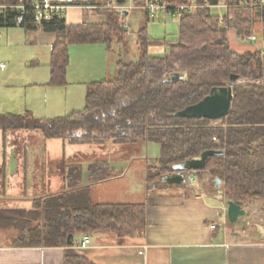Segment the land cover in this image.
I'll return each mask as SVG.
<instances>
[{
    "label": "trees",
    "instance_id": "trees-1",
    "mask_svg": "<svg viewBox=\"0 0 264 264\" xmlns=\"http://www.w3.org/2000/svg\"><path fill=\"white\" fill-rule=\"evenodd\" d=\"M165 1L178 5L187 0ZM195 1L202 8L176 20V40L165 45L162 55L148 52L147 24L156 20H149L144 15L145 24L137 32V59L123 62L119 51L115 76L88 86L82 110L43 121L33 120L29 115L5 116L1 118L3 129L39 131L46 140H62L71 145L155 143L160 149L158 169L156 175L149 178V187L163 176L173 174L174 165L197 159L208 150L223 151L222 156L206 161L202 173H206L211 181L220 179L227 201L243 205L250 200L264 202V48L261 52H237L230 48L227 40L229 30H233L239 40L253 34V11L236 6L243 0ZM31 2L0 0V5ZM94 4L95 13L103 18L102 23L67 25L57 18L37 29L55 35L47 86L67 85L69 46L101 44L112 50L115 41L125 59L128 58L123 19L105 5ZM133 4L139 6L142 1ZM218 5L227 6L223 17L234 21L228 29H223L219 17L211 13ZM262 14L264 26V9ZM21 23L19 26L0 23V27L36 30L26 20ZM171 74H185L186 77L165 83ZM231 75L245 80L246 84L233 87L231 110L219 127L211 126L207 119L173 117L176 112L200 102L212 88L228 85ZM3 120H7L6 124ZM31 120L33 124L27 122ZM213 138L216 141L213 142ZM83 170L87 179L94 183L117 175L107 163L69 166L62 170L69 187L78 184ZM44 204L47 227L27 231L29 246L69 247L75 236H89L100 231H109L120 239L131 238L140 235L145 226L144 205H94L84 191L72 196L52 197ZM63 264L93 263L83 256L71 254L64 257Z\"/></svg>",
    "mask_w": 264,
    "mask_h": 264
},
{
    "label": "crops",
    "instance_id": "crops-1",
    "mask_svg": "<svg viewBox=\"0 0 264 264\" xmlns=\"http://www.w3.org/2000/svg\"><path fill=\"white\" fill-rule=\"evenodd\" d=\"M136 1L142 0H129V3ZM80 3L67 9L61 20L67 25L103 22V18L95 13L96 6L93 5L96 2ZM99 5H109V2ZM216 9L225 11V8ZM139 10L135 9L134 15ZM252 15V33L259 35L263 26L262 10H254ZM159 20L172 21L159 17L156 22ZM54 39L53 33L37 29L0 27V64L5 66L0 69V77L4 76L0 89H7L10 101L5 105L7 112L0 113V264H63L64 257L71 254L83 256L93 264H264L263 220H259L262 222L259 226L257 223L248 225L239 219L235 225L230 224L237 227L238 233L230 231L226 219L227 201L219 195L187 183L179 189L149 187L142 202H124L120 197L110 195V189L116 188L122 180V171L96 183L90 182L83 173L78 184L69 187L66 174L57 169L63 161L61 145L56 148L43 143L42 157L29 158L33 155L29 153L30 144L6 142L7 130L1 123L3 116L29 115L36 121L65 117L83 109L91 83L105 81L102 79L116 74L118 59L110 57L112 50L105 45L69 46L67 85L47 86ZM244 47L247 46H241L243 50L237 52H261L264 45ZM162 50L148 47L150 54H159ZM47 149L54 152L52 159H49ZM50 164L52 168L47 169ZM83 191L94 205H144L145 226L140 235L120 239L109 231H100L89 235L90 245L82 251L76 247L82 236H75L69 247L29 246L27 231L47 227L44 201ZM253 203L257 201H248L246 207ZM218 221L226 222V226L222 227ZM211 225L216 228L211 230ZM246 226L255 227L258 235L250 233L247 239L238 242L236 233L246 235Z\"/></svg>",
    "mask_w": 264,
    "mask_h": 264
},
{
    "label": "rangeland",
    "instance_id": "rangeland-1",
    "mask_svg": "<svg viewBox=\"0 0 264 264\" xmlns=\"http://www.w3.org/2000/svg\"><path fill=\"white\" fill-rule=\"evenodd\" d=\"M84 4L83 1L89 0H80ZM109 5H105V8H109L116 13V7H119L114 3L113 0ZM93 2L104 4L106 0H93ZM127 2V1H126ZM78 4L80 2H77ZM81 4V3H80ZM127 3L123 5V8ZM128 6V5H127ZM139 12H136L134 15L133 11L130 15L126 16V20L128 21L129 27L127 29V34L125 35V43L127 44L129 57L125 59L124 52L121 50L120 45L115 44V41L112 43V51L111 58H119L118 52L120 51L121 59L123 62L134 61L138 56L137 47V32L143 28L145 24L144 15ZM223 9L212 8L211 13L215 16H220L224 14ZM143 15V16H142ZM138 17V18H137ZM177 33V21H164L159 20L157 22H151L147 24V36L149 40V46L152 47H160L162 48V52L159 54L153 55H162L165 52L166 44L171 41L176 40ZM258 40L256 42H247L241 41L236 38L234 31H228L227 40L230 48L235 51L243 50L241 46H247L254 48V45H259L260 41V33H256ZM247 47H244L245 49ZM138 49V48H137ZM72 54V53H71ZM70 59V58H69ZM126 60V61H125ZM41 62V61H40ZM113 76H109L107 79L102 80H111ZM0 81H4V76L0 77ZM240 84H246L245 80H241ZM78 97V96H77ZM10 103L8 92L5 87L0 89V113L7 112L5 109V105ZM12 107V104L9 105ZM2 109L4 111H2ZM4 117V116H3ZM6 124L7 120H3ZM223 121V120H222ZM222 121H214L211 122V126L219 127ZM28 123L33 124L34 121H27ZM1 142V137H0ZM6 142L7 143H16V144H30L31 149L29 150L30 155L29 158H38L42 157L43 153V143H48L47 147H55L57 145H61L63 149V161L61 165L58 164L57 169H61L63 173L64 168H68L69 166L76 167H84L86 164L90 163H107L110 167L114 168L116 171H122L120 176L122 180L116 186V188L110 189V195L114 197H120L124 202H142L144 192L149 188V178L156 175L158 169V158L160 154L159 146L155 143H135L130 145H111V144H81V145H71L68 143H64L62 140H46L42 133L39 131H25V130H8L6 133ZM1 144V143H0ZM51 145V146H50ZM55 145V146H54ZM57 151V149H56ZM49 152V159L54 157V152L52 150L47 149V153ZM58 152V151H57ZM57 164V163H56ZM55 167V166H54ZM52 165H48L47 169H51ZM84 173V170H83ZM82 173V174H83ZM213 181V180H212ZM211 178L208 175L203 174V176H198V188L202 191H210V194H215L216 196H221L224 201H227L226 197L223 195V191L221 193H217L214 191L212 187ZM192 186V184H189ZM213 189V190H212ZM213 191V192H212ZM244 207L248 211L246 217L241 218L240 222H247L248 225H254L255 223L262 224L259 220H263L261 216L264 217V202L257 201V203H253L250 206L246 207L248 202L244 203ZM219 222V221H218ZM226 223V222H225ZM225 223H220L222 227H225ZM228 223V222H227ZM240 225V224H239ZM257 225V226H258ZM231 229L232 232H237L236 226L227 225ZM260 226V225H259ZM242 226H240L241 228ZM247 234L242 235V231L239 232L241 236L236 233V236L239 241L247 239L248 235L251 233L252 235H258L256 228L251 226H246ZM247 236V237H246Z\"/></svg>",
    "mask_w": 264,
    "mask_h": 264
},
{
    "label": "built area",
    "instance_id": "built-area-1",
    "mask_svg": "<svg viewBox=\"0 0 264 264\" xmlns=\"http://www.w3.org/2000/svg\"><path fill=\"white\" fill-rule=\"evenodd\" d=\"M126 1L128 6L126 5L125 8H123V6L116 7V14L123 19L122 28L126 31L129 27L126 16L130 15V13L135 9H140L149 20H157L159 17H164L169 20H179L183 16L191 15L196 12L197 9L202 8L195 0H187L186 2L178 5L169 4L165 0H142V4L139 6L129 3V0ZM77 2H80V0H32V2L27 5H0V23L4 26L10 25V23L19 26L22 24L20 21L23 22L26 20L29 23H32L35 29H39L42 24L61 18L64 12L71 6H76L78 4ZM83 2L87 5V1ZM236 6L246 7L252 11L263 10L264 0H243ZM226 7L227 6L218 5L213 8L226 9ZM218 17L219 24L223 29H228L230 24H234L232 18L225 20L222 15ZM257 40L258 37L253 34L244 38V41L247 42H256ZM260 41L261 44L264 45L263 26L260 30ZM4 67V64H0V69H3ZM212 141L214 142L216 139L213 138ZM212 183L214 188V179ZM218 189V193H221L222 183L219 185ZM219 222L224 223L221 221ZM209 228L213 230L216 228V225H211ZM89 245L90 237L88 235H84L76 247L78 250L82 251L86 250Z\"/></svg>",
    "mask_w": 264,
    "mask_h": 264
},
{
    "label": "water",
    "instance_id": "water-1",
    "mask_svg": "<svg viewBox=\"0 0 264 264\" xmlns=\"http://www.w3.org/2000/svg\"><path fill=\"white\" fill-rule=\"evenodd\" d=\"M118 6H123L126 0H113ZM124 14V12H123ZM21 23V21H20ZM185 74H171L164 82L185 80ZM240 79L236 75H231L229 83L226 86L212 88L208 95H206L200 102L173 114L174 118L179 119H207L211 122L222 121L225 119L233 101V87L240 84ZM223 151L208 150L199 156L197 159L185 161L182 164L172 166L174 171L171 175L163 176L160 180L154 181L150 187L152 189H163L166 186L184 185V184H198V176H203L206 161L212 157H220ZM221 184L220 179H214L215 192L218 193V187ZM248 211L243 203L237 201H227L226 219L229 224L235 225L239 219L246 217Z\"/></svg>",
    "mask_w": 264,
    "mask_h": 264
},
{
    "label": "bare ground",
    "instance_id": "bare-ground-1",
    "mask_svg": "<svg viewBox=\"0 0 264 264\" xmlns=\"http://www.w3.org/2000/svg\"><path fill=\"white\" fill-rule=\"evenodd\" d=\"M241 81V80H240Z\"/></svg>",
    "mask_w": 264,
    "mask_h": 264
}]
</instances>
